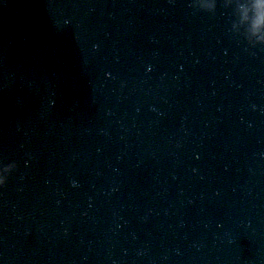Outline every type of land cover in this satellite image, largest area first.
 <instances>
[{"label": "water", "instance_id": "water-1", "mask_svg": "<svg viewBox=\"0 0 264 264\" xmlns=\"http://www.w3.org/2000/svg\"><path fill=\"white\" fill-rule=\"evenodd\" d=\"M208 2L0 0V264H264V10Z\"/></svg>", "mask_w": 264, "mask_h": 264}, {"label": "clouds", "instance_id": "clouds-1", "mask_svg": "<svg viewBox=\"0 0 264 264\" xmlns=\"http://www.w3.org/2000/svg\"><path fill=\"white\" fill-rule=\"evenodd\" d=\"M200 7L202 8H211L212 5L208 2V0H201ZM250 7L257 12L260 10H264V0H253L252 4ZM69 21L65 20L64 23L67 24ZM31 157L29 156V159ZM25 165L28 164V160H25ZM17 169V163L15 161L8 162V163H3L0 162V188H3L10 175ZM75 183V182H73Z\"/></svg>", "mask_w": 264, "mask_h": 264}]
</instances>
